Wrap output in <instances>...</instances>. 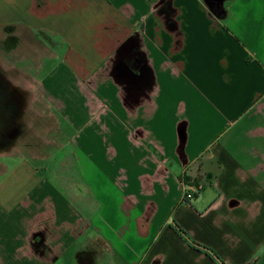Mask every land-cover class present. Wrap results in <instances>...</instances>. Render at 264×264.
I'll return each instance as SVG.
<instances>
[{"label":"crops","instance_id":"crops-1","mask_svg":"<svg viewBox=\"0 0 264 264\" xmlns=\"http://www.w3.org/2000/svg\"><path fill=\"white\" fill-rule=\"evenodd\" d=\"M222 7L0 0V27L55 42L89 123L68 118L82 216L26 159L0 162L7 264H264V0ZM183 180L202 187L191 201Z\"/></svg>","mask_w":264,"mask_h":264},{"label":"rangeland","instance_id":"rangeland-1","mask_svg":"<svg viewBox=\"0 0 264 264\" xmlns=\"http://www.w3.org/2000/svg\"><path fill=\"white\" fill-rule=\"evenodd\" d=\"M19 32L20 30L15 31L13 27H0V64L14 68L15 75H10V78L17 85L31 84L33 89L31 93L28 91V102L30 100L35 102L27 107L24 117L27 123L25 130L15 139L11 148L3 153L13 156L0 158V162L12 164L20 159H26L39 168L41 175L47 178L52 189L66 197L74 211L82 216V202L76 191L82 190L78 182L87 179L88 162L86 154L73 144L72 137L77 127L72 126L68 118L72 112L73 115L78 116L82 125L89 124L86 112L81 107L85 100L84 94H80L78 88L74 86V79L69 71L66 72L67 67L60 65V58L56 60L55 55L58 51L52 50L55 42H51L48 37L39 33L34 37L26 32H21L18 36ZM8 37L14 40L13 47L9 49L6 44ZM46 44L47 50L44 49ZM52 51L54 57L47 58ZM57 55L60 56L58 53ZM39 64L41 69L37 72ZM36 78L44 80L45 99L40 93ZM60 103L66 108L65 111L59 109ZM16 148L20 153H12ZM95 221L97 227H101L99 220ZM19 235L20 233L17 234ZM9 236L10 238L16 236L15 231L9 232ZM1 248L2 244H0V264H7L12 258V251L8 250V247L2 250Z\"/></svg>","mask_w":264,"mask_h":264},{"label":"flooded vegetation","instance_id":"flooded-vegetation-1","mask_svg":"<svg viewBox=\"0 0 264 264\" xmlns=\"http://www.w3.org/2000/svg\"><path fill=\"white\" fill-rule=\"evenodd\" d=\"M6 44L9 49L13 47L14 40L8 37ZM2 65L0 64V155L11 148L27 126L24 117L29 96L27 89L10 78V75H15L14 68Z\"/></svg>","mask_w":264,"mask_h":264},{"label":"trees","instance_id":"trees-1","mask_svg":"<svg viewBox=\"0 0 264 264\" xmlns=\"http://www.w3.org/2000/svg\"><path fill=\"white\" fill-rule=\"evenodd\" d=\"M205 1H206V5L208 7L209 12L214 17H216V18H222L224 16L225 11H224V9L222 7V2L225 1V0H205ZM182 182H184L187 186H196V187L198 186L197 184L190 183L187 180H183ZM195 196H194V198H195ZM186 201H191V200H187L186 199Z\"/></svg>","mask_w":264,"mask_h":264},{"label":"built area","instance_id":"built-area-1","mask_svg":"<svg viewBox=\"0 0 264 264\" xmlns=\"http://www.w3.org/2000/svg\"><path fill=\"white\" fill-rule=\"evenodd\" d=\"M183 190H184V199L192 200L195 195H197L200 190L201 186H187L184 182H182Z\"/></svg>","mask_w":264,"mask_h":264},{"label":"water","instance_id":"water-1","mask_svg":"<svg viewBox=\"0 0 264 264\" xmlns=\"http://www.w3.org/2000/svg\"><path fill=\"white\" fill-rule=\"evenodd\" d=\"M206 2V1H205Z\"/></svg>","mask_w":264,"mask_h":264}]
</instances>
